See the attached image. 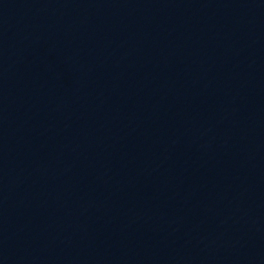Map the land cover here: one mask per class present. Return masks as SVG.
<instances>
[{
  "label": "water",
  "instance_id": "water-1",
  "mask_svg": "<svg viewBox=\"0 0 264 264\" xmlns=\"http://www.w3.org/2000/svg\"><path fill=\"white\" fill-rule=\"evenodd\" d=\"M0 264H19L0 181Z\"/></svg>",
  "mask_w": 264,
  "mask_h": 264
}]
</instances>
